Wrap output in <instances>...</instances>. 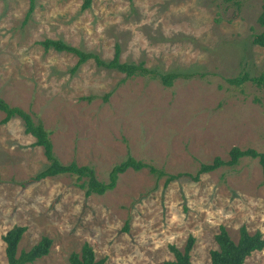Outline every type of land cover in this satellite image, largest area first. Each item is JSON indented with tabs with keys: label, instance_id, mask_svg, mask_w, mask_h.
Listing matches in <instances>:
<instances>
[{
	"label": "rangeland",
	"instance_id": "rangeland-1",
	"mask_svg": "<svg viewBox=\"0 0 264 264\" xmlns=\"http://www.w3.org/2000/svg\"><path fill=\"white\" fill-rule=\"evenodd\" d=\"M0 0V98L40 121L63 165L94 169L107 182L127 156L163 171L127 170L116 187L88 198L75 177L35 181L48 165L19 118L0 123V264L4 235L23 226L17 254L51 240L33 264H69L89 245L104 264H164L193 239L190 264H211L223 227L237 242L244 227L264 240V183L257 160L194 176L232 148L264 154V90L226 80L264 75V49L252 44L264 0ZM60 40L103 61L143 63L159 74H190L171 87L126 78L38 42ZM108 95L107 100L104 96ZM4 114L0 112V121ZM127 223V231H124ZM243 264H264V250Z\"/></svg>",
	"mask_w": 264,
	"mask_h": 264
},
{
	"label": "trees",
	"instance_id": "trees-1",
	"mask_svg": "<svg viewBox=\"0 0 264 264\" xmlns=\"http://www.w3.org/2000/svg\"><path fill=\"white\" fill-rule=\"evenodd\" d=\"M28 10L25 16L24 23L29 19L33 13L36 0H28ZM92 0H84L82 9H86L90 6ZM223 3L229 4L233 0H222ZM258 25L263 28L259 34L252 36V44L264 49V5L261 7V13L257 18ZM45 51L53 50L58 53H69L77 58V62L71 69L74 73L80 66L88 61H93L99 68L106 70H114L120 74H124L126 78L132 77H144L150 76L152 79H158L161 85L165 87H171L173 82L178 78L190 77V74L179 73H166L159 74L153 69H147L144 64H131L120 62V49L116 45L114 48V54L112 59L108 61L101 60L98 56L83 52L77 48H74L60 40H44L38 42ZM226 82L231 86H241L245 83H251L255 87L264 90V75L252 77L247 73L240 74L237 77L227 79ZM108 95L104 96V100H107ZM0 112L4 114V118L0 121L2 125L7 124L13 118H19L23 122L24 132L26 135L31 136L34 139L33 145L40 147L43 151V155L48 162V165L39 172L35 177V181H41L46 178H52L59 175H67L75 177L78 187L83 191L86 198L97 195L102 196L105 193L112 191L116 185L118 177L124 174L127 170H133L138 172L144 168H149L150 173L157 176V178L166 176V174L157 170L152 166L135 160L131 156L115 165L108 174L107 182H99L95 177V172L92 167L78 166L75 162L63 165L59 162L53 152V146L49 138V132L45 130L43 124L40 121L34 122L28 113L23 110L9 106L3 99L0 98ZM242 158H249L257 160L261 170L262 182L264 183V154L257 153L254 150H239L238 148H232L229 152V160L223 161L219 158H214L209 164H201L199 170L194 176L190 174L169 175L165 181V184L173 181L182 176L189 177L192 181H198L201 174L213 173L221 167L233 168L238 165ZM124 231H127V223L125 224ZM26 232V228L23 226H13L1 237V241L4 244V253L7 264H33L40 258L46 256L51 246V240L43 237L41 240L32 246L27 251H22L17 254L18 244ZM217 249L209 252V258L211 264H243L245 259L248 258L254 252H260L264 250V240L261 233L256 232L253 235H249L244 227L239 230V239L235 243L233 242L226 230L223 227L219 228V233L214 237ZM193 246V239L188 238L187 243L182 252L178 251L174 247L170 246L169 250L172 253L174 259L172 261L165 262L164 264H190V252ZM69 264H104L105 259L96 260L93 249L84 244L81 247L80 252L70 254L68 258Z\"/></svg>",
	"mask_w": 264,
	"mask_h": 264
}]
</instances>
